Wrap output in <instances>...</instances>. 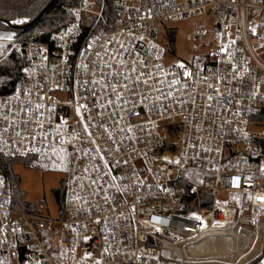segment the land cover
I'll use <instances>...</instances> for the list:
<instances>
[{
  "label": "built area",
  "instance_id": "obj_1",
  "mask_svg": "<svg viewBox=\"0 0 264 264\" xmlns=\"http://www.w3.org/2000/svg\"><path fill=\"white\" fill-rule=\"evenodd\" d=\"M111 10L79 0L48 40L13 45L0 154L62 170L64 194L58 217L22 209L0 172V264H212L195 256L210 232L264 217V0ZM205 14L211 49L165 62L160 25Z\"/></svg>",
  "mask_w": 264,
  "mask_h": 264
},
{
  "label": "rangeland",
  "instance_id": "obj_2",
  "mask_svg": "<svg viewBox=\"0 0 264 264\" xmlns=\"http://www.w3.org/2000/svg\"><path fill=\"white\" fill-rule=\"evenodd\" d=\"M17 21L22 22L15 23L14 21L12 23L18 25V27H22L26 25V23H29L26 18ZM212 24L213 18L211 14H205L201 16H189L181 18L173 23L168 22L160 25L161 28L157 40L165 46V62L173 63L176 60L188 62L194 55L210 50L211 35L208 34L205 38L199 39L195 36V33L198 30H210ZM11 33H13L14 37L10 44L9 52L17 40L31 35L27 29L19 30L13 28ZM170 34L173 35V39H171ZM9 80L10 77L8 76H0V87L5 85ZM12 171L20 177L19 189L22 191L20 200L32 206L33 210L41 215L51 218L59 216L60 207L55 191L63 184L65 174L62 170L54 167L31 169L27 160H23L13 164ZM227 199V195L222 194L218 198V201L225 202ZM244 213L247 214L246 209L244 210ZM237 218L236 215L234 219L237 220ZM259 225L262 226V236L257 242L255 253L251 255L244 264H257L256 262L259 261L264 253V217ZM255 230L254 225L248 222H243L226 225L221 232L231 235L233 233H239L240 231L242 236H252ZM199 250L201 251L202 247H197L195 252ZM213 253L216 255H221L222 253L224 255L228 254L227 252L224 253L220 247L216 248ZM211 263L216 264L213 262Z\"/></svg>",
  "mask_w": 264,
  "mask_h": 264
},
{
  "label": "trees",
  "instance_id": "obj_3",
  "mask_svg": "<svg viewBox=\"0 0 264 264\" xmlns=\"http://www.w3.org/2000/svg\"><path fill=\"white\" fill-rule=\"evenodd\" d=\"M79 0H0V19L7 22H14L19 19L33 21L38 15L40 17L28 26L16 27V29H27L31 35L23 37L22 42L30 40H48L50 36L70 24L73 20L71 10ZM103 5L104 13L110 20L112 18L111 5L113 0H98ZM27 24V23H26ZM0 28H11L0 21ZM171 39H173V35ZM0 76H8L10 80L0 87V92H7L15 81L23 76V58L12 48L10 52L0 60ZM255 121L264 125V111H259L254 116ZM264 149V139L258 141ZM25 160V159H24ZM23 161L21 158L8 157L0 154V172H3L13 186L14 198L19 207L25 210L34 211L32 206L20 200L22 191L19 189L20 177L13 173L12 165ZM26 161V160H25ZM63 184L55 191L59 206L63 201Z\"/></svg>",
  "mask_w": 264,
  "mask_h": 264
},
{
  "label": "bare ground",
  "instance_id": "obj_4",
  "mask_svg": "<svg viewBox=\"0 0 264 264\" xmlns=\"http://www.w3.org/2000/svg\"><path fill=\"white\" fill-rule=\"evenodd\" d=\"M229 220L230 218L228 221ZM218 226L217 229L210 232L209 236L201 243L200 247H202V250L196 251L195 256L197 258H203L209 263L244 264V262L248 260V258L256 251L257 242L262 236L261 231L263 225H255L256 230L252 236H242L240 231L239 233L237 232L231 235L222 233V226ZM219 247L224 251V253L227 252L228 254H214V250Z\"/></svg>",
  "mask_w": 264,
  "mask_h": 264
},
{
  "label": "crops",
  "instance_id": "obj_5",
  "mask_svg": "<svg viewBox=\"0 0 264 264\" xmlns=\"http://www.w3.org/2000/svg\"><path fill=\"white\" fill-rule=\"evenodd\" d=\"M13 28H0V60L9 53V47L13 40Z\"/></svg>",
  "mask_w": 264,
  "mask_h": 264
},
{
  "label": "water",
  "instance_id": "obj_6",
  "mask_svg": "<svg viewBox=\"0 0 264 264\" xmlns=\"http://www.w3.org/2000/svg\"><path fill=\"white\" fill-rule=\"evenodd\" d=\"M55 0H51V2L49 4H51L52 2H54ZM40 17V15H38L33 21H30L29 23H27L26 25L24 26H28L30 24H32L33 22H35L38 18ZM0 21L4 22L5 24L9 25L11 28H16L18 25H15L11 22H7V21H3L0 19Z\"/></svg>",
  "mask_w": 264,
  "mask_h": 264
},
{
  "label": "snow or ice",
  "instance_id": "obj_7",
  "mask_svg": "<svg viewBox=\"0 0 264 264\" xmlns=\"http://www.w3.org/2000/svg\"><path fill=\"white\" fill-rule=\"evenodd\" d=\"M22 21H15V23H21ZM222 51H224V49H222ZM180 67H184L183 64L180 65ZM186 75H190V73H185ZM39 107V106H38ZM258 199H261L260 197H258Z\"/></svg>",
  "mask_w": 264,
  "mask_h": 264
}]
</instances>
